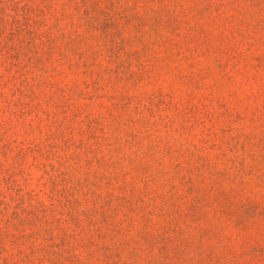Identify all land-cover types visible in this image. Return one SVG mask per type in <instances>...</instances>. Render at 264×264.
Instances as JSON below:
<instances>
[{
  "label": "rangeland",
  "instance_id": "rangeland-1",
  "mask_svg": "<svg viewBox=\"0 0 264 264\" xmlns=\"http://www.w3.org/2000/svg\"><path fill=\"white\" fill-rule=\"evenodd\" d=\"M0 264H264V0H0Z\"/></svg>",
  "mask_w": 264,
  "mask_h": 264
}]
</instances>
